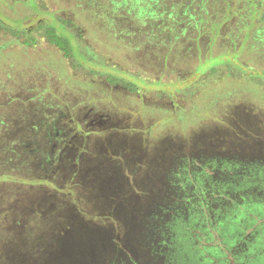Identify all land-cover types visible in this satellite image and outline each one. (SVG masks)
Segmentation results:
<instances>
[{"label": "rangeland", "instance_id": "obj_1", "mask_svg": "<svg viewBox=\"0 0 264 264\" xmlns=\"http://www.w3.org/2000/svg\"><path fill=\"white\" fill-rule=\"evenodd\" d=\"M191 1L195 15L185 10ZM204 1L0 0V213L10 207L6 221L28 225L21 212L29 200L40 206L44 198L45 206L55 196L69 206L67 224L42 223L41 209L33 214L40 229L68 230L51 264H112L106 258L113 256L154 264L139 244L137 218L163 195L170 204L166 189L177 191L166 179L170 168L186 160L197 170L201 156L220 154L264 162V0L263 11L252 0H207L201 12ZM61 23L66 52L50 36L51 28L56 40L63 35ZM122 45L146 59L142 72ZM230 54L231 67L211 64ZM138 75L146 79L128 78ZM56 118L63 133L54 173L46 186L23 184L29 172L11 158L12 139L26 133L43 149V124ZM249 215L242 213L231 243L243 230L257 232L253 245L264 264L263 222L248 229ZM208 227L202 247L223 254L210 264H234ZM182 248L183 264L212 259L188 241Z\"/></svg>", "mask_w": 264, "mask_h": 264}, {"label": "trees", "instance_id": "obj_2", "mask_svg": "<svg viewBox=\"0 0 264 264\" xmlns=\"http://www.w3.org/2000/svg\"><path fill=\"white\" fill-rule=\"evenodd\" d=\"M260 1L263 0H252V3H255L256 8L259 7L260 9V6L263 5ZM258 3L259 6H257ZM194 6V1H191L185 10L193 12L196 9ZM196 7H199L201 12L202 10L204 12L209 6L207 0H205L204 3L200 2V5ZM260 10L263 11L262 8ZM192 16L191 14V18H196ZM197 18L199 19L200 16ZM199 23L197 27L200 26ZM216 23L219 24V22ZM60 25L63 29V35L56 40L54 29L51 28V41L66 52L69 43V40L67 41L66 38L68 28L64 23ZM219 34V37H221L222 33L220 32ZM126 39L121 37L117 42L121 40L126 42ZM229 40L231 41V38ZM120 49L123 56L126 52L133 61L128 59V56L123 57V59H128L127 61L130 65L135 66V68L138 66L137 69L142 72L139 67L142 61L146 59L136 56L132 52L130 45H122ZM211 59L213 58L211 57ZM213 60L212 62L214 63L211 64L218 66L231 67L234 62L231 61V54L220 55ZM128 78H131V80L134 79L135 81L146 79L142 78L141 75H138V77L129 76ZM59 123L60 118H56L51 123L43 124L44 136L42 137V141L45 143L43 149H38L35 142L28 143V135L26 133L21 135V139H12L13 145L10 153H16L17 156L11 155V158L16 157L19 160L22 159L25 163L24 167L29 172L23 178V184L27 183L30 187L35 188V186H46V182L48 183L50 181L49 177L52 176H49V174L55 171V158L58 150V142H55V140L61 139L60 136L63 133L62 130L58 129ZM34 161H38V164L32 165ZM254 163H252V160L247 161L239 158H231V167H228L229 169L224 167L225 171L223 172L227 176H231L229 187L222 188L219 186L220 189H214L209 195L201 184L195 182V175L193 173H196L197 170L195 169L194 162L189 163L187 173L191 185L195 188L194 192L186 190L180 193L182 191L178 190L179 196H174L169 194L170 192L166 189L164 194L169 195L168 200L170 204L165 203L166 198L164 199L163 195L162 198L154 200V206L150 212L141 214L137 218V222L141 225L140 229L142 234L139 244L143 246L146 254L148 252L150 256L152 255L156 258L148 256L155 261L153 263L177 264V259L183 260L180 252L182 253L183 251L182 245L185 241L192 244L197 251H202V248L206 249L209 256L212 257L208 264L215 258H223V254H221L217 246H213V248L202 247V240L204 239L202 231H204L206 226H209L208 228H213L217 240L220 241L219 243L223 244L225 257L231 258L234 264H263L257 255L258 252H256L259 248L256 249L257 246L253 245V243H256L257 232L251 231L246 234L243 230V234L236 238V243H231L230 239L238 231V224L241 221L242 213L247 212V215L250 214L248 217V229H253L252 226H255L258 219L260 222H263L262 227H264V177L262 175L260 179H256L255 170L260 166ZM262 165L264 170V162ZM174 168H170L166 176V179L171 182V188L174 186L170 178V173L174 172ZM204 171L206 174H215V170L211 169V166H206ZM4 176H11V174H4ZM53 185L56 186V183ZM86 185V187L90 186L91 188L89 183ZM87 189L89 190V188ZM194 194L200 198V202H194V198L196 199ZM202 194L207 199L202 198ZM0 201L3 200L0 198ZM46 202L49 203L45 206L41 205V203H44V198L40 206L39 201L36 206H32L30 200L27 202L25 210L21 213L24 215V220L27 221L28 225L20 223V221L17 222L18 225H12L14 218L12 221L8 218L10 222L6 221L7 215L12 212V208L10 207L3 214L0 213V264H51L50 253L56 249L57 240L63 237L68 230H65V226L63 228L64 231H60L61 225H58L57 229L55 227L40 229L39 225L45 222V220L48 223L58 224V221L66 224L69 223L67 215H65L69 206L64 205V203H59V200L55 196H50L45 201V204H47ZM3 204L4 202L0 203V211L4 208ZM81 204V207L84 208L85 203L83 200H81ZM39 209H41V212L37 213L36 216L40 215L41 224H38V219H33V214L35 215ZM15 210L19 211L17 207H15ZM34 223L38 226L33 225ZM180 248L181 250H179Z\"/></svg>", "mask_w": 264, "mask_h": 264}, {"label": "flooded vegetation", "instance_id": "obj_3", "mask_svg": "<svg viewBox=\"0 0 264 264\" xmlns=\"http://www.w3.org/2000/svg\"><path fill=\"white\" fill-rule=\"evenodd\" d=\"M33 30V27H31L30 31ZM199 161L201 162V166L197 168L196 173H193L195 176V182L197 184H201L203 189L209 193H211L214 189H220L222 188H228L229 183L231 182V176H227L223 172L225 171L224 167H231V155H224L220 154L217 156H208V157H203L201 156ZM255 162V163H254ZM252 163L255 165H259L260 167L255 170L256 179H260V177L263 175L264 177V170H263V165L261 160H253ZM189 163L186 160H182L179 163H177V166L173 169L174 172L170 173V178L173 182V186L178 190H180V185L179 183H183L186 185V189L189 191L194 192V187L191 185V181L189 180V176L187 173V166ZM262 165V166H261ZM206 166H211V169L215 170V174H206L204 171V168ZM229 169V168H228ZM177 184V185H176ZM220 186V187H219ZM182 189V188H181ZM177 191H172V194L174 196H179V192ZM180 193H183L180 192ZM202 198H205V196L202 194ZM207 203V201H205ZM109 261L112 264H130L129 262L125 261L122 259L120 256L119 257H111L109 259L106 258V262ZM176 261L177 264H183L184 260L177 259Z\"/></svg>", "mask_w": 264, "mask_h": 264}]
</instances>
